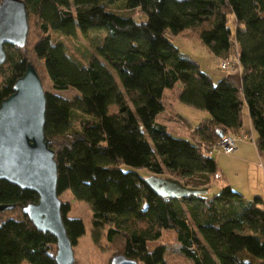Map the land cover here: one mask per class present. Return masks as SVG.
Wrapping results in <instances>:
<instances>
[{"label":"trees","instance_id":"1","mask_svg":"<svg viewBox=\"0 0 264 264\" xmlns=\"http://www.w3.org/2000/svg\"><path fill=\"white\" fill-rule=\"evenodd\" d=\"M22 1L28 33L22 48L4 46L0 103L27 63L41 84L45 78L54 91H75L71 99L45 92L43 129L58 199L69 192L88 205L93 241L106 228V242L119 239V255L132 264H167L166 246L149 251L147 243L172 233L177 252L193 264H264L262 199H246L228 184L209 193L219 175L210 149L221 135L241 132L244 109L264 159V0ZM116 3L126 14L110 8ZM101 30L85 62L56 40ZM189 30L215 58L237 60L239 84L227 75L213 80L179 51L173 39ZM176 85L179 103L207 114L196 124L184 119L187 137L156 120L165 111L164 92ZM110 106L116 110L110 113ZM150 176L207 193L159 197L144 182ZM36 202L33 191L0 180V205L12 207L0 211V264H55V238L37 231L22 211ZM60 202L74 247L84 225L69 219V203ZM12 210L19 214L6 215Z\"/></svg>","mask_w":264,"mask_h":264},{"label":"water","instance_id":"2","mask_svg":"<svg viewBox=\"0 0 264 264\" xmlns=\"http://www.w3.org/2000/svg\"><path fill=\"white\" fill-rule=\"evenodd\" d=\"M28 33L25 4L22 0H0V66L5 60V45L22 48ZM45 92L33 66L16 80L13 93L0 103V180L20 189L33 191L37 202L22 209L37 231L56 240L55 264H73L72 245L60 215L56 193V163L44 134ZM222 137V135L220 136ZM145 184L159 197L180 199L204 195L207 189H193L171 179L150 176ZM0 205V211L11 210ZM122 255L110 264H132Z\"/></svg>","mask_w":264,"mask_h":264},{"label":"rangeland","instance_id":"3","mask_svg":"<svg viewBox=\"0 0 264 264\" xmlns=\"http://www.w3.org/2000/svg\"><path fill=\"white\" fill-rule=\"evenodd\" d=\"M110 8L114 11H118V13L126 14L119 3H116ZM142 17L143 16H137L135 19L139 20L142 19ZM101 32L102 33L91 31L86 37H82L77 32L74 38L54 35H56V40L66 47L65 50H67L75 60L85 62L87 55L93 53V48L100 42L101 34L102 36L105 34L104 30H101ZM173 43L181 53L190 57L193 61H196L200 65L202 71L209 74L215 81L229 73L231 76L232 73L238 75V67L228 70L221 67L222 60L214 58V56L201 45L197 39L196 30H189L175 37ZM229 59L235 62L234 57L231 56ZM42 87L44 92L55 94L65 99H71L75 96V91L73 90L54 91L45 78L42 79ZM178 88L179 85H176L172 90H166L164 97L165 111L159 114L156 120L167 125L168 130L176 134V136L186 137L189 135V129H186L183 124L178 121L174 115V111L181 112V115L188 120L189 124H195L196 120L201 118H195L197 115L196 113L201 111L179 103L177 101ZM115 110V106H110V113ZM235 148L234 153L231 155L214 152L211 157L214 159L218 169L220 165L225 167L228 176V181L226 182L236 187V190H238L241 195L246 199L260 196L264 201V159H260L257 156L255 146L250 138L247 140L235 139ZM237 150L239 155L235 154ZM252 153L253 156L251 157ZM139 174L142 175L143 171H139ZM163 177L173 178L167 174H164ZM223 185L224 180L212 178L209 193L214 194ZM59 200L69 203L70 211L67 214L68 218L78 219L84 225V234L78 238L76 246L72 247L74 264H110L112 257L119 255L121 241L118 239L112 244L106 242L104 239L106 228H104V230L101 231L99 242L96 244L92 238L93 229L90 223L91 212L88 205L84 202L73 200L69 192L60 195ZM17 214H19L18 210H12V213H6V215L10 216H16ZM172 237V233H166L162 239L148 242L147 248L151 251L156 246L164 244L167 249L164 260L167 264H193L190 260L177 252V246Z\"/></svg>","mask_w":264,"mask_h":264},{"label":"built area","instance_id":"4","mask_svg":"<svg viewBox=\"0 0 264 264\" xmlns=\"http://www.w3.org/2000/svg\"><path fill=\"white\" fill-rule=\"evenodd\" d=\"M221 67L223 69H231L234 68L236 69L238 67V62L237 60L231 61V59L227 58L221 61ZM250 131L242 130L238 134H224L222 137H220L219 141L216 142L214 145H212L210 151L211 153H223L226 155H231L235 151V139H242V140H247L250 138L249 136ZM252 141V140H251ZM215 179L219 178V175L216 174L214 175Z\"/></svg>","mask_w":264,"mask_h":264},{"label":"crops","instance_id":"5","mask_svg":"<svg viewBox=\"0 0 264 264\" xmlns=\"http://www.w3.org/2000/svg\"><path fill=\"white\" fill-rule=\"evenodd\" d=\"M215 58V57H214ZM229 78H231L235 83H237V84H239L240 83V81H239V68H238V75H235V73H232V76H231V74L229 73L228 75H227ZM178 91H179V89H178ZM166 92V91H165ZM165 92H164V96H165ZM177 94H178V92H177ZM178 101V100H177ZM182 113L181 112H175L174 111V115L176 116V118L178 119V121H180L182 124H183V126L186 128V129H188L187 128V122L186 121H188V120H186L182 115H181ZM197 115L196 116H198V117H196L195 116V118H199V117H201V118H199L198 120H196V122H195V124L200 120V119H202V118H205L206 116H207V114L205 113V112H199V113H196ZM181 118V120H180V118ZM186 121H185V120ZM163 124V123H162ZM191 124V123H190ZM166 127H167V125H166ZM242 128H243V130H246V131H250V122H249V118H248V115H247V111L244 109L243 111H242ZM168 129V128H167ZM187 137V136H186ZM256 149V148H255ZM237 153H235L236 155H239V153H238V150L236 151ZM256 153H257V156L259 157V154H258V152H257V150H256ZM253 156V153L251 154V157ZM260 158V157H259ZM218 173H219V175H221V178H220V180H224V185H226V184H228V185H230L231 187H233V188H235V189H237L236 187H234V186H232L231 184H229L228 182H226V181H228L227 179H228V176H227V170L225 169V167L223 166V165H220V168L218 169ZM256 194V193H255ZM260 197V196H259ZM261 199H262V197H260ZM261 208L263 209V211H264V201H263V199H262V205H261Z\"/></svg>","mask_w":264,"mask_h":264}]
</instances>
